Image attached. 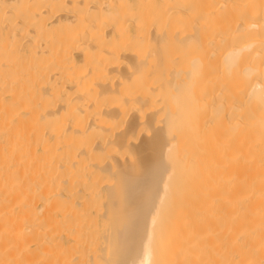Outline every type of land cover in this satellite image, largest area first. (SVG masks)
Listing matches in <instances>:
<instances>
[{"label": "bare ground", "instance_id": "bare-ground-1", "mask_svg": "<svg viewBox=\"0 0 264 264\" xmlns=\"http://www.w3.org/2000/svg\"><path fill=\"white\" fill-rule=\"evenodd\" d=\"M198 169L214 264H264V0H0V264H97L102 217L153 264Z\"/></svg>", "mask_w": 264, "mask_h": 264}, {"label": "rangeland", "instance_id": "rangeland-1", "mask_svg": "<svg viewBox=\"0 0 264 264\" xmlns=\"http://www.w3.org/2000/svg\"><path fill=\"white\" fill-rule=\"evenodd\" d=\"M164 135L165 137L162 139L166 144V134ZM163 141L162 144L164 145ZM123 155L124 157H131V147L127 148ZM202 178L204 180H202ZM211 179H213V177H210V175L205 176L204 173L200 175L198 169L196 178L191 184L192 193H188L189 195L191 194L190 198H184L185 200L188 199L186 205L181 203L178 204V201L172 204L170 202L171 200H163L165 199L163 197L162 200L159 201L160 204L158 203L160 208L157 205V209L159 211L166 207V210L164 209V213L160 210L162 214H159V223L156 220L157 226L149 229L148 226L146 227L145 225L149 224V220L145 218L147 223L142 226L140 230L141 234L139 233L141 238L137 236L136 244H139L142 240L143 242L148 240L153 253V264H214V252L218 248L220 237L218 227L222 215L219 212V204L220 201H222V199H220L222 196L219 189H217L218 185H215V181L213 182ZM112 182V178L110 179L109 177L107 181L108 185ZM213 183L214 185H212ZM179 213H183L181 217L178 216ZM113 221V219L111 220L106 217L100 219L99 226L101 237L105 240L107 236V249L113 252L109 250V254L106 249L104 255L103 252L100 254L96 249L97 264H112V259L115 257V242L112 241L111 236L113 234L111 233L113 232V230H111L113 229ZM142 221L144 223V220ZM144 234L148 235L143 236ZM109 241L112 246L110 243L108 244ZM98 245L100 246V242ZM112 247H114V249ZM107 253L108 255H106ZM109 255L113 256L112 258L110 256V260H108Z\"/></svg>", "mask_w": 264, "mask_h": 264}]
</instances>
